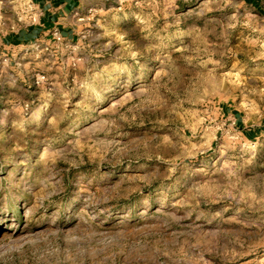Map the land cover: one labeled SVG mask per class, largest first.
<instances>
[{
	"label": "rangeland",
	"instance_id": "374dc122",
	"mask_svg": "<svg viewBox=\"0 0 264 264\" xmlns=\"http://www.w3.org/2000/svg\"><path fill=\"white\" fill-rule=\"evenodd\" d=\"M39 17L0 0V264H264V0Z\"/></svg>",
	"mask_w": 264,
	"mask_h": 264
},
{
	"label": "crops",
	"instance_id": "0c3cea01",
	"mask_svg": "<svg viewBox=\"0 0 264 264\" xmlns=\"http://www.w3.org/2000/svg\"><path fill=\"white\" fill-rule=\"evenodd\" d=\"M40 10L38 25L52 27L63 37H72L74 11L83 7L86 0H30ZM71 27V28H70ZM40 28V27H37ZM23 35V34H22Z\"/></svg>",
	"mask_w": 264,
	"mask_h": 264
},
{
	"label": "trees",
	"instance_id": "16d2710c",
	"mask_svg": "<svg viewBox=\"0 0 264 264\" xmlns=\"http://www.w3.org/2000/svg\"><path fill=\"white\" fill-rule=\"evenodd\" d=\"M32 29V28H31ZM31 29L30 28H28V31H31ZM21 35V34H20ZM22 37L24 38V35H22Z\"/></svg>",
	"mask_w": 264,
	"mask_h": 264
}]
</instances>
